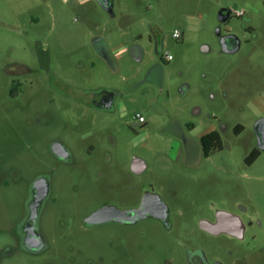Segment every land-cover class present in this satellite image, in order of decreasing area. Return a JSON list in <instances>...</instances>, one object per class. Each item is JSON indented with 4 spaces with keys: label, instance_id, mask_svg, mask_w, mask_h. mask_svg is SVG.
<instances>
[{
    "label": "rangeland",
    "instance_id": "rangeland-1",
    "mask_svg": "<svg viewBox=\"0 0 264 264\" xmlns=\"http://www.w3.org/2000/svg\"><path fill=\"white\" fill-rule=\"evenodd\" d=\"M111 2L113 12L97 0H0V264H187L188 235L209 260L228 261L227 247L217 250L228 236L200 227L221 211L253 223L244 242L254 234L256 243L240 252L264 246V147L256 130L264 118V0ZM223 9L231 11L227 20ZM150 26L162 32L160 52L146 37ZM228 31L240 36L235 52L224 49ZM135 42L140 60L119 50ZM40 55L50 57V73L29 75L33 85L12 99L11 69L39 67ZM98 88L117 91L121 110L85 106L86 92ZM239 123L245 128L236 135ZM221 124L225 147L206 157L201 136ZM56 139L69 146L70 160L52 152ZM256 147L261 154L248 164ZM135 158L147 165L141 174L131 167ZM43 175L51 191L39 228L49 246L34 254L16 235L30 185ZM143 188L170 205L177 235L161 229L146 239L119 223H83L105 203L131 205ZM7 245L18 250L10 255Z\"/></svg>",
    "mask_w": 264,
    "mask_h": 264
},
{
    "label": "flooded vegetation",
    "instance_id": "flooded-vegetation-1",
    "mask_svg": "<svg viewBox=\"0 0 264 264\" xmlns=\"http://www.w3.org/2000/svg\"><path fill=\"white\" fill-rule=\"evenodd\" d=\"M146 37L150 43H155V47L158 52L162 51L163 36L161 30L158 27L150 26V31ZM226 37H227L226 43L228 46L233 48L238 45V49L240 48L241 40L239 35L231 31H228ZM143 38H144L143 35L137 34L134 39L141 40ZM101 48H104L102 43H101ZM126 50H128L138 60L142 58L141 57L142 49L138 43L136 42L131 43L129 46H127ZM38 61L41 66L36 68L30 67L27 64L16 63L15 65L18 66L19 71L17 72L13 70L14 67L11 69V73L16 74L12 80L13 84L10 92V96L12 99L16 100L18 98H21L24 95V93L27 92V88L30 85L31 86L33 85V81L30 80V78H28L29 75L31 74L36 75L40 72V70L45 72L48 71V73H50L49 71L50 57L40 55L38 56ZM48 89H49V83L43 82L42 90L44 92H47ZM86 95L89 96V98L88 101L84 102L83 104L89 108L92 109L94 108L96 110H100L108 113H115L118 110H121L122 104L118 103V97H119L118 92L113 89H109V88L93 89L87 91ZM128 104L130 105V103L127 102V108H128ZM126 114H127V110L123 111L121 116H125ZM137 114L141 115L140 113ZM138 121L140 120L138 119ZM221 125H222L221 131L218 130L217 128H213L208 133L216 131L221 135V138L223 139L222 132H224L227 129V127L224 124ZM244 128L245 127L239 123L234 127L233 131L236 135H239L244 130ZM256 130L259 138L258 139L259 145L262 147L264 146V118H260L258 120L256 125ZM85 137L87 138V136ZM224 146H225V142H224ZM50 148L52 152L59 159L64 161L70 160L71 150L69 146L65 144L64 141L58 139L53 140ZM91 148L92 150H95L96 147L95 145H93L91 146ZM256 149L260 150L259 148L256 147L252 150V152ZM59 150H63L64 152H67L69 154L68 157L63 158L59 156L58 155ZM131 167L136 174L137 173L141 174L145 170L147 165L142 159L135 158V160L132 162ZM126 180L129 181L130 179L127 178ZM29 191H30V196L27 202V208L24 217L22 218L19 224L18 233L16 237L19 238L23 250L30 253L38 254L47 250L49 246V242L47 240L46 235L42 233L39 228L41 212L47 199L49 198V194L51 191L49 177L43 175L36 178L31 183ZM105 206L111 207L112 209V211L108 213L107 220L105 221L89 220V217L94 212ZM205 222L217 223L218 218L215 221L202 220L200 222V227L201 229L206 230L209 233V235H211L214 238L219 239L222 235L228 236V238L231 241L228 240L225 242L222 239L221 244L217 245V250L221 249V253L224 254L225 248L227 247L226 248L227 256L229 260L228 261L225 259L223 260L219 256L209 260L205 250L199 246L200 244L193 238L192 235H188V238L192 237V240L190 241L191 246L187 251V257H186L187 264H234L237 262L241 254L249 255L251 257L252 260L249 261L250 264H264V246L253 247L252 249H250V252L248 254L245 253V251L240 252V248L248 243V241L247 243H245L244 240L247 229L253 225L252 222H249L248 224L245 223V225H243V223L240 222L238 218H230L221 222V229L216 232L206 228L204 225ZM83 223L87 227L98 226L109 223H119L127 227L135 228L136 230H138L139 235H142L146 239L151 238L153 235H156L157 233H159V231H161V229L164 231V234L170 237L171 236L174 237V235L177 233V219L173 217V211H171L170 205H168L163 200V198H161V195H159V193H157L154 189H150V188L147 189L143 188L142 191L139 192L138 198L136 197V200L131 205L125 208L118 207L113 203H105L104 205L97 208L95 211L85 216L83 219ZM256 239L257 236L253 234L249 239V241H251V244L252 243L254 244L256 243ZM155 245L156 243L142 244V246L144 247L155 246ZM5 249H6L5 252H9L10 255L16 253V251L18 250L17 248L11 245H7ZM168 261H169L168 259H165V264H171V262Z\"/></svg>",
    "mask_w": 264,
    "mask_h": 264
},
{
    "label": "water",
    "instance_id": "water-1",
    "mask_svg": "<svg viewBox=\"0 0 264 264\" xmlns=\"http://www.w3.org/2000/svg\"><path fill=\"white\" fill-rule=\"evenodd\" d=\"M99 4H101L104 8H106L109 12H113V3L110 0H97ZM231 15V11L228 9H223L220 12V16L222 20H227ZM226 39L227 37L225 36L222 40L224 49L226 51L229 52H233L236 51L238 49V45L236 47L231 48L230 46L227 45L226 43ZM264 147V146H262ZM58 155L63 157V158H67L68 157V153L64 152L63 150H59L58 151ZM112 211L111 207H102L100 209H98L96 212H94L90 217L89 220L92 221H105L107 220V216L108 213H110ZM218 222L217 223H209V222H205L204 225L206 228L216 232L219 231L221 229V222L230 219V218H236L234 216H232L231 214H228L226 212H219L218 216Z\"/></svg>",
    "mask_w": 264,
    "mask_h": 264
},
{
    "label": "trees",
    "instance_id": "trees-1",
    "mask_svg": "<svg viewBox=\"0 0 264 264\" xmlns=\"http://www.w3.org/2000/svg\"><path fill=\"white\" fill-rule=\"evenodd\" d=\"M201 143L203 146L204 155L206 157H209L217 150H223L225 147L224 140L221 138V135L216 131L203 135L201 137ZM260 154H261L260 150H257V149L254 150L246 158L247 163L248 164L254 163L255 160L260 156Z\"/></svg>",
    "mask_w": 264,
    "mask_h": 264
},
{
    "label": "crops",
    "instance_id": "crops-1",
    "mask_svg": "<svg viewBox=\"0 0 264 264\" xmlns=\"http://www.w3.org/2000/svg\"><path fill=\"white\" fill-rule=\"evenodd\" d=\"M101 40V41H100ZM98 43V45H100L101 46V43H99V42H103L102 44H103V46L105 47V45H106V43H105V39L104 38H98V41H97ZM127 49V46H123L122 48H120L119 50L120 51H125ZM221 212H226V213H228V214H231L232 216H234V217H236V218H238V220L240 221V222H242L243 223V225H245V222L243 221V219L239 216V215H237V214H235V213H232V212H227V211H221ZM250 260H252L251 259V257L249 256V255H244V254H241V256H239V259L237 260V262L236 263H234V264H250Z\"/></svg>",
    "mask_w": 264,
    "mask_h": 264
},
{
    "label": "built area",
    "instance_id": "built-area-1",
    "mask_svg": "<svg viewBox=\"0 0 264 264\" xmlns=\"http://www.w3.org/2000/svg\"><path fill=\"white\" fill-rule=\"evenodd\" d=\"M244 13L242 12V11H237L236 13H235V15L236 16H242ZM173 36L175 37V38H177V39H179V38H181L182 37V33L180 32V31H175L174 33H173ZM165 59H166V61H170L172 58H173V56L170 54V53H165ZM137 117H141L139 114H137ZM141 120H143V117H141Z\"/></svg>",
    "mask_w": 264,
    "mask_h": 264
}]
</instances>
